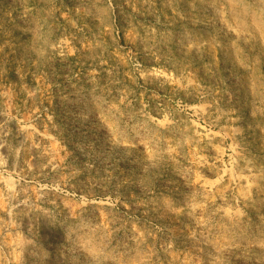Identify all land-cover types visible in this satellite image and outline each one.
Masks as SVG:
<instances>
[{
	"label": "rangeland",
	"instance_id": "1",
	"mask_svg": "<svg viewBox=\"0 0 264 264\" xmlns=\"http://www.w3.org/2000/svg\"><path fill=\"white\" fill-rule=\"evenodd\" d=\"M0 264H264V0H0Z\"/></svg>",
	"mask_w": 264,
	"mask_h": 264
}]
</instances>
